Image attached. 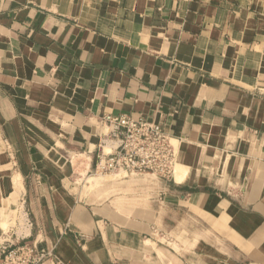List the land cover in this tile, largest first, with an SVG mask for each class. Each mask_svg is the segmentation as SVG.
Listing matches in <instances>:
<instances>
[{
	"label": "crops",
	"instance_id": "0c3cea01",
	"mask_svg": "<svg viewBox=\"0 0 264 264\" xmlns=\"http://www.w3.org/2000/svg\"><path fill=\"white\" fill-rule=\"evenodd\" d=\"M105 114L162 125L184 180L97 179ZM2 242L264 264V0H0Z\"/></svg>",
	"mask_w": 264,
	"mask_h": 264
},
{
	"label": "built area",
	"instance_id": "2783aa9c",
	"mask_svg": "<svg viewBox=\"0 0 264 264\" xmlns=\"http://www.w3.org/2000/svg\"><path fill=\"white\" fill-rule=\"evenodd\" d=\"M109 138L118 147L102 154L96 163L97 174L124 172L130 176H154L166 181L173 179L178 155L172 137L162 125L129 115L105 114ZM52 256L37 245L0 243L2 264H43Z\"/></svg>",
	"mask_w": 264,
	"mask_h": 264
},
{
	"label": "rangeland",
	"instance_id": "374dc122",
	"mask_svg": "<svg viewBox=\"0 0 264 264\" xmlns=\"http://www.w3.org/2000/svg\"><path fill=\"white\" fill-rule=\"evenodd\" d=\"M173 144H174V146L176 148L178 158H180V143L173 141ZM179 162L181 163V161H179ZM95 175L97 176V179L103 180V181H105L106 179L107 180L114 179L115 175L126 176V177H129V178H141V177L157 178V177H154V176H130V175H127L124 172L109 173V174H97V173H95ZM14 218H15V220H17L19 218L18 212L14 214Z\"/></svg>",
	"mask_w": 264,
	"mask_h": 264
},
{
	"label": "bare ground",
	"instance_id": "6f19581e",
	"mask_svg": "<svg viewBox=\"0 0 264 264\" xmlns=\"http://www.w3.org/2000/svg\"><path fill=\"white\" fill-rule=\"evenodd\" d=\"M173 141H175V140H173ZM176 142V141H175ZM179 164V163H178ZM176 167V166H175ZM186 168V167H185ZM185 168L183 167V166H181V165H178L175 169H176V173H173V174H175V176H176V181L177 182H182L183 180H184V171H186L185 170ZM175 171V170H174ZM186 173V172H185ZM174 176V177H175Z\"/></svg>",
	"mask_w": 264,
	"mask_h": 264
}]
</instances>
